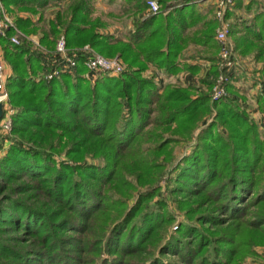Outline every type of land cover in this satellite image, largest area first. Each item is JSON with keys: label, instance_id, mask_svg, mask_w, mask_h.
<instances>
[{"label": "trees", "instance_id": "16d2710c", "mask_svg": "<svg viewBox=\"0 0 264 264\" xmlns=\"http://www.w3.org/2000/svg\"><path fill=\"white\" fill-rule=\"evenodd\" d=\"M47 1L1 0L30 11ZM89 1H73L64 28L66 45L90 44L101 53L119 54L127 65L120 75L100 73L89 82L80 63L74 76L65 72L50 80L37 79L40 55L29 44H12L10 31L0 36L3 56L12 69L6 87L14 106L15 136L0 157V192L19 187L18 193H26L27 200H43L39 209L11 195L9 203L0 199V252L6 250L20 259L6 263L0 258V264H109L99 253L102 242L119 261L144 264L134 262L132 256L155 248L174 217L166 205L150 203L156 193L141 192L131 207L128 198L136 184H154L173 157V145L192 139L198 128L190 153L179 160L173 177L174 193H189L195 199L179 204L187 221L179 224L165 250L188 264H227L240 229L250 241L264 244V132L231 90L229 96L212 100L208 77L202 80L207 92L193 95L191 88L170 84L160 88L143 75L148 64L166 73L179 70V40L193 22L194 0L176 1L167 15L138 20L126 41L95 30ZM127 1L135 2L137 10L146 7L144 0ZM158 2L166 8L167 0ZM17 22L19 28H26V22ZM57 23L50 26L52 34L59 32ZM215 27L214 19L205 20L183 39L213 50L208 57L210 75L217 73ZM248 28L256 57L263 60L264 10L256 13ZM213 112L210 123L200 127ZM60 148L67 159L56 161L54 151ZM122 190L126 198H121ZM117 193L121 194L114 199ZM216 211L228 213L232 223L215 232L190 224L196 218L206 219L204 223L218 221L212 214ZM248 214L254 219L242 224ZM88 219L97 238L89 240L85 259L66 254L65 246L75 247L78 242L66 232L85 233L83 220ZM21 230L22 236L14 238L31 239L33 248L15 250L4 244L8 232ZM150 262L162 264V259L153 256Z\"/></svg>", "mask_w": 264, "mask_h": 264}, {"label": "rangeland", "instance_id": "374dc122", "mask_svg": "<svg viewBox=\"0 0 264 264\" xmlns=\"http://www.w3.org/2000/svg\"><path fill=\"white\" fill-rule=\"evenodd\" d=\"M74 0H48L47 3L43 6V7H36L34 10L35 11H30V10H24V9H20L18 6L16 5H8L5 7H7V12L9 15H11L15 21V23H18L17 21L19 20H23L24 22L27 23V26L24 30H21V32L23 33V36L20 37V40L22 43L24 44H29V46L31 47L32 50V46H34V42H39V44L41 46H44L46 48V50L48 51V55L53 56V51H54V47H55V43L57 38L60 35H64V28L66 23L69 21L70 17H71V5L73 3ZM119 0H90L89 1V5H90V13H89V20L91 21V24L93 26H95V30L98 33H103L106 35H111L112 31L114 28H116L117 26H122L123 28H126L127 26V22H128V17L124 15L122 18L120 17L119 19L115 18V16H113V12L112 11H116L117 8V2ZM121 2H119L120 4V8L123 6L125 7L127 5L126 0H120ZM145 1V5L147 6V0ZM158 2V0H156ZM172 1V0H171ZM173 1H177V0H173ZM211 0H199L198 2L201 4L205 3H210ZM215 0H213L214 2ZM235 1L233 0V4L231 6V8L234 7L235 5ZM197 2V0L195 1ZM159 4V2H158ZM174 4V3H172ZM160 5V4H159ZM161 7V5H160ZM119 8V9H120ZM230 8V9H231ZM262 9H264V0H262ZM146 9V7H145ZM162 9V7H161ZM169 8L166 11L167 12H160L161 14H165V13H169L170 12ZM124 11L126 10L125 8L123 9ZM162 10H165L162 9ZM214 10V7H213ZM159 13V14H160ZM60 16L61 22L60 24L57 23V18ZM212 19H214V11H212V15H211ZM231 21V20H230ZM52 23H57L58 27H59V32L57 34H52L50 32L51 29V24ZM216 30V27H215ZM231 34V31H230ZM214 36H215V31H214ZM230 39H231V35H230ZM232 41V39H231ZM234 42H232L233 45V53H232V57L234 60V69L236 70V73H240L237 74V77H244L245 80H248L251 78H255L256 77V81H264V74L261 72L263 69V65H264V58L262 59H258L256 57V48L255 47H248L246 46V48H249V53H253L252 55H243L241 53L238 54V51L235 47V44H233ZM85 45H89L90 47H92L90 44H84L81 46H73V47H68V49L70 51L72 50H77L81 47H84ZM242 47V45H241ZM93 48V47H92ZM0 49H1V53L3 56V49H2V44L0 43ZM94 51H96V53L103 55L107 58H114L117 57L121 60V62L123 63V65L125 66V69L127 68V65L124 63V61L118 56L113 55L110 56L108 54H104L99 52L97 49L93 48ZM33 52L37 53L36 51L32 50ZM210 51H208L209 53ZM215 56L217 58V62L219 59V50H217V52L215 53ZM3 59L6 63V67H7V72L10 75L12 73V69L10 67V65L8 64V62L6 61V59L3 56ZM217 62H216V66H217ZM211 66V65H210ZM40 71H37V73L35 74V77L37 79H42L39 78L40 76ZM85 72H83L84 74ZM219 70H218V66H217V73L215 75H210V70L207 74V76L204 78L206 79L207 77L209 78V80L212 82L209 90H210V95L212 96V87L214 84V79L215 77L218 75ZM82 74V75H83ZM85 77V76H84ZM86 78V77H85ZM88 79V78H86ZM45 80V79H43ZM87 81H91L92 80H87ZM175 85L174 82H172V80L169 81H164L162 83V85ZM186 86V85H185ZM234 86V91L233 94H235L236 99L239 101V103L246 109V112L248 113L249 117L251 120L255 121L258 126L260 127V132L263 133L264 132V125H263V120H261V115H254L253 111L249 108L246 107V101L248 100V93L246 91H243L242 89H240L239 87L237 88L235 85H232L231 83H229L228 85L225 86L226 91H227V95L229 96L231 91L230 88ZM180 87H184V86H180ZM185 88H191L192 89V93L193 95H200L202 93L207 92V86L205 84L198 83V84H193L192 86H188ZM241 90V91H240ZM8 91V89H7ZM263 90H259L257 93V96H255V98L258 100V104L259 106L256 108L257 111H255V113L258 114H262L264 113V98L263 95L260 93ZM225 96V97H226ZM7 109H9L10 111V119H11V123L9 125L8 128H5L2 126V124H0V143L2 145H4L3 148H0V157H2L5 154L6 151V147L9 145V140H11L14 136V134L12 133V127H13V113H14V106L10 103L9 100V93H8V99H7ZM6 112V111H5ZM253 112V113H252ZM214 112L212 114H210L209 116H206L204 118V120L200 123V127L201 126H205L206 124H209L210 121L213 119V115ZM1 120V119H0ZM223 130V129H222ZM199 131V128L195 131V135L192 139L190 140H178L174 145H173V151H172V159L168 162V164L166 165V168L164 170V172L162 173L161 176L157 177L158 179H156L154 184H150L152 182L149 183H145L144 185H140L139 183L136 184L135 183V179H130L131 182L135 183L137 186V189L132 190V192L130 193L131 197L128 198L127 204L129 207L133 206V204L137 201V199L139 198V194L141 192H149V193H156L155 196L153 197V199L150 200V203L153 204V206H158L160 204H164L165 209H167L170 214L174 217L172 224H168L167 230L164 232L161 241L158 243L157 246H155V248H151L148 252L144 251V252H140V255H136L134 254L132 256V259L134 262L136 263H144V264H149V262L151 261V258H153V256L157 257V258H161L162 259V264H188L185 261L181 260L179 258L178 255L173 254V252L167 251L165 250V244L169 241V239L171 238V236L173 234L176 233L177 228L179 227V224H181V222H186L187 218H186V214H185V210L180 208V203H185V202H192L194 201V197L189 194V193H174V189H173V177L175 176L176 173H174L175 167L177 165V163L179 162V160L184 157L185 155H188L191 151V148L193 146L194 143V139L195 136L197 134V132ZM224 131V130H223ZM166 137L171 136L170 133H166L165 134ZM54 159L56 161H61V160H66L67 156H66V152L65 150H55L54 151ZM87 161L89 162H93V163H98L99 161L97 159H92L90 157H86ZM156 171V170H153ZM152 172V171H150ZM129 177V176H128ZM16 185V184H15ZM18 186V184L16 185ZM15 187V186H14ZM14 189V188H13ZM19 187H16L14 189V191H10L7 190L5 192H0V199H6L4 201L8 202V195H11L12 197H14L15 199H25L27 200L28 198L26 197V193L25 194H20L19 192ZM123 194L121 198H126L127 195L125 193L126 190H122ZM119 193L112 195V197L114 199L118 198ZM180 201L177 203V201ZM28 204L33 205L35 207H42L43 204V200H32L29 199L27 200ZM12 206V204H10L8 207L10 208ZM246 206V204H245ZM210 207V206H209ZM249 208V207H248ZM204 209V208H203ZM214 216H218L219 220L218 221H213V222H205L207 221L206 219L201 220L200 218H196L194 221H192L190 224L195 226L198 229H208L210 230L209 232L213 231H218L219 229L228 227L232 222L229 219V216L227 215L228 213H222L220 211H216L214 213H212ZM254 216L253 214H248L245 217L242 218V224H246L247 221L249 220H253ZM92 220L88 219L87 221L83 220V223H85L84 227L86 229L85 233L81 232H75V231H69L66 232V235H69L71 237H74L78 242H76V246H65L66 247V254H70V255H74L80 259H85L86 256V251H87V245L90 239H94L97 238V236L95 235V228L92 225ZM203 221V222H200ZM86 225H88L86 227ZM113 226V224L111 225ZM244 226V225H242ZM244 228V227H243ZM239 234L237 236V244H234L232 246V251L230 252V258L227 259V264H264V244L261 243H255L253 241H250L249 238H247V236H245L242 232V230H239ZM208 232V233H209ZM109 232H107L105 235L107 236ZM16 234V237L22 236V230L19 231L18 233H12V232H8L3 239L6 241V243H4L6 246L11 247L15 250H24L26 248L35 246L34 243L30 240H26L27 238H22L18 241V238H14V235ZM189 238L186 237L184 238V240H188ZM104 240V239H103ZM181 241V240H180ZM189 241V240H188ZM80 243V244H79ZM101 245V249H100V254L101 257L104 259H106L109 264H125V262L119 261L117 259V254H109L106 250L105 247L103 246V242L100 244ZM72 247V248H71ZM79 247V248H78ZM104 247V248H102ZM33 248V247H32ZM78 248V249H77ZM73 249H75L73 251ZM77 249V251H76ZM165 250V251H164ZM167 251V252H166ZM8 251H1L0 252V258L5 261L6 263L10 262V263H16L15 261L17 260L18 262H20V259L18 260L17 258H13L9 255H13V253L8 252ZM165 252V253H163ZM138 254V253H137ZM129 258V257H127ZM146 259V261H145ZM127 260V259H126ZM38 264V262H36ZM151 264V262H150Z\"/></svg>", "mask_w": 264, "mask_h": 264}, {"label": "built area", "instance_id": "2783aa9c", "mask_svg": "<svg viewBox=\"0 0 264 264\" xmlns=\"http://www.w3.org/2000/svg\"><path fill=\"white\" fill-rule=\"evenodd\" d=\"M232 4L233 0H215L214 2V19L217 23L214 38L219 50L217 62L219 73L214 79L211 99L217 100L226 96L227 91L225 86L231 83L249 94L248 100L245 103L246 107L252 111H257L256 108L259 104L255 96H257L259 90L264 89V81L254 82L252 78L251 80H245L244 77H237V74L240 73H236L234 69L232 57L233 45L230 39L231 22L227 16ZM167 9L169 8L162 10L156 0H147L146 16L157 15L163 11L167 12ZM8 31H10L9 38L12 44H22L20 37L23 36V33L0 0V36H6ZM32 50L40 55L42 70L40 71L39 78L45 80H50L65 72L74 76L77 74V68L80 63L85 72L83 75L92 81L100 73L117 76L125 71V66L119 58H107L100 55L89 45L70 51L66 45L64 35H60L57 38L53 56L48 55L46 48L41 46L39 42H34ZM77 58H81V62ZM8 76L6 63L0 49V104L2 105L0 124L5 128H8L11 123L10 111L6 107L8 99L6 80ZM260 93L264 98V91ZM259 115H261V120L264 122V113Z\"/></svg>", "mask_w": 264, "mask_h": 264}, {"label": "crops", "instance_id": "0c3cea01", "mask_svg": "<svg viewBox=\"0 0 264 264\" xmlns=\"http://www.w3.org/2000/svg\"><path fill=\"white\" fill-rule=\"evenodd\" d=\"M195 1L196 0L193 1V4L195 5V11L199 14L200 18L195 13V15L193 16L194 19L192 20L193 22L187 25V28L185 29L182 36V40H179V45L182 46L177 59V66L179 70L175 73H166L163 69L148 64L146 69L143 71V75L145 77L152 78L160 88L164 86L162 85V83L165 80H172V82H174L176 86L184 87L201 83L210 70L211 64L208 60V57L212 55L213 50L197 44L193 40L183 41L184 37H187V35L189 34L192 35L194 32L198 31L205 20L212 19L211 15L212 11H214L213 7L215 1L213 2V0H211L210 3L203 2L204 4L199 3V0H197V2ZM119 2L121 1L119 0L117 2L118 9L116 11H112L113 16H115V18L117 19H119L120 17L122 18L124 15L129 16L128 22L126 28H123L122 26H117L116 28H114L111 33V37L113 38V40L126 41L129 39L131 34L134 33L135 24L137 23V21L148 17L146 16L147 6L146 9L144 8L142 10H137L134 7L135 2L130 3L126 0L127 5L120 8ZM175 2L176 1L173 0H167L166 8H172L173 6L171 4ZM261 6L262 0H236L234 7L231 8L227 13L229 20H231V39L232 42H234L233 44H235L238 54H251H248L249 48L254 47L255 41H251V37L248 34V26L251 25V20L256 15V13L264 10L261 8ZM124 8L126 9L125 11L123 10ZM170 11L172 10L170 9ZM163 15H167V13ZM252 42L254 43V45H252ZM246 46H248L249 48H246ZM208 51L210 52L208 53ZM118 55L119 54H116V56ZM252 79L254 82H256V77ZM230 90L235 92L234 86L231 87ZM253 114L255 116L259 115L255 112Z\"/></svg>", "mask_w": 264, "mask_h": 264}, {"label": "water", "instance_id": "95a60500", "mask_svg": "<svg viewBox=\"0 0 264 264\" xmlns=\"http://www.w3.org/2000/svg\"><path fill=\"white\" fill-rule=\"evenodd\" d=\"M2 117V105L0 104V119Z\"/></svg>", "mask_w": 264, "mask_h": 264}]
</instances>
